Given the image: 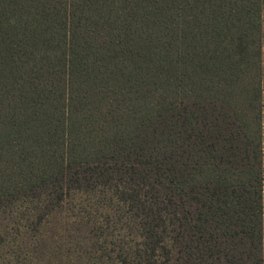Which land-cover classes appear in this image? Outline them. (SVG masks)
Instances as JSON below:
<instances>
[{"label":"trees","instance_id":"trees-1","mask_svg":"<svg viewBox=\"0 0 264 264\" xmlns=\"http://www.w3.org/2000/svg\"><path fill=\"white\" fill-rule=\"evenodd\" d=\"M264 0H0V264H264Z\"/></svg>","mask_w":264,"mask_h":264},{"label":"rangeland","instance_id":"rangeland-1","mask_svg":"<svg viewBox=\"0 0 264 264\" xmlns=\"http://www.w3.org/2000/svg\"><path fill=\"white\" fill-rule=\"evenodd\" d=\"M263 20H264V12H263ZM263 36H264V21H263ZM262 69H263V76H264V42L262 48ZM263 159H264V93H263ZM263 249H264V186H263Z\"/></svg>","mask_w":264,"mask_h":264}]
</instances>
